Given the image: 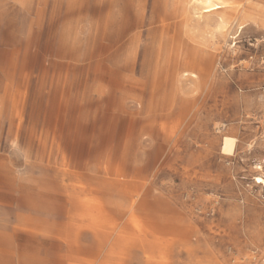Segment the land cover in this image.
I'll list each match as a JSON object with an SVG mask.
<instances>
[{"label": "rangeland", "instance_id": "374dc122", "mask_svg": "<svg viewBox=\"0 0 264 264\" xmlns=\"http://www.w3.org/2000/svg\"><path fill=\"white\" fill-rule=\"evenodd\" d=\"M210 1L0 0V264H264V0Z\"/></svg>", "mask_w": 264, "mask_h": 264}, {"label": "bare ground", "instance_id": "6f19581e", "mask_svg": "<svg viewBox=\"0 0 264 264\" xmlns=\"http://www.w3.org/2000/svg\"><path fill=\"white\" fill-rule=\"evenodd\" d=\"M200 3L202 5L207 6L206 8L208 9L207 13H212L214 11H218L222 9V6L219 4H213L210 0H200ZM255 15L253 13H247L246 19L249 21L257 22L259 25L264 26V21H259V19H255ZM235 141L231 138H225L222 146V153L225 155H233L235 151ZM262 180H259L258 183H262Z\"/></svg>", "mask_w": 264, "mask_h": 264}]
</instances>
